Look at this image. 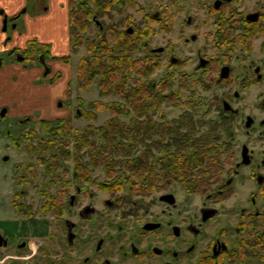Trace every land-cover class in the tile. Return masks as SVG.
<instances>
[{"label":"flooded vegetation","instance_id":"1","mask_svg":"<svg viewBox=\"0 0 264 264\" xmlns=\"http://www.w3.org/2000/svg\"><path fill=\"white\" fill-rule=\"evenodd\" d=\"M217 1L212 3L216 11L230 0H220L215 7ZM29 7L30 2L25 0L11 15L0 7L2 30H6L7 22L11 21L17 29L15 34L21 37L26 30L24 17ZM251 13H257L256 20L247 18ZM263 18L264 12L256 10L247 13L245 21H240L251 41L255 35L264 34ZM191 24L188 15L184 26ZM215 26L223 31L221 20H217ZM16 35L0 42V50H5L10 58V62H5L0 56V68L14 64L24 69L30 67L31 62L24 52L30 39L13 41ZM180 35H184V31ZM223 36L217 32L214 39L221 40ZM197 38L194 32L182 37L185 45ZM175 50L176 42L172 40L170 63L173 67L184 66L186 62ZM201 52V48L196 50L195 72L212 71L219 66L215 84L228 81L233 68L224 62L215 64L217 60ZM37 60L47 77L51 73L48 61L42 55ZM224 66L229 68L227 76H221ZM237 82L243 88L261 86L263 90L255 110L242 117L240 129L234 123L240 111L226 99L221 101L223 109L224 101L229 103V109H224L223 114L230 115L233 121V169L216 193H208L197 207H192L189 196L181 199L168 187L147 194L133 188L126 192L112 189L109 181L92 179L94 166L73 165L72 170L59 165L48 170L44 166L50 179L58 177L57 181H49V187L55 190L42 191L38 215L30 204L17 201L14 191V223L20 221V228L15 227L10 234L0 229L5 241L0 246V259L7 253L10 264H242L245 259L252 264L256 260L264 264V69L261 64L251 61L249 71ZM233 94L239 96L237 90ZM6 111V106L0 107V117H4ZM241 130L244 139L236 147V134ZM58 168L60 171L55 173ZM175 183L182 186L178 181ZM239 187L247 191L239 193ZM24 192L21 189L20 193ZM233 219H236L235 225L231 224ZM230 232L236 236L235 243L229 239ZM243 235L247 240L242 239ZM9 236L17 238L12 246H9Z\"/></svg>","mask_w":264,"mask_h":264},{"label":"rangeland","instance_id":"2","mask_svg":"<svg viewBox=\"0 0 264 264\" xmlns=\"http://www.w3.org/2000/svg\"><path fill=\"white\" fill-rule=\"evenodd\" d=\"M213 1L121 0V5L109 3L107 9H102L88 0V4H90L93 10L95 22L93 19L90 20L87 31L83 35L90 39L98 37V24L100 23L106 28L127 26L128 29L131 28V30L137 31L141 46L133 53V58L148 57L155 64L152 73L148 77L142 78V80L147 85H152L153 91H163V93L173 96L172 101L163 103L160 109L151 108L149 110V114L153 120L157 122L161 120L169 121L173 126L174 120H178L183 113L189 112L193 117L194 123L200 124V129L197 130L204 132L210 122L219 121L223 115L224 109L221 101L222 99H226L233 108L236 107L240 111V114L235 117L234 121L235 125L240 129L243 121L242 117L247 113L251 114L255 110V104L259 100L263 89L261 86L249 89L240 87L237 79H240L249 71V63L251 61L254 64H261V69H264V34L255 35L251 41L250 37L246 35V29H244L240 21H245L247 13L256 10L264 12V0H230L224 2L218 11L212 8ZM28 2H30L28 16L34 18L36 16L43 17L45 10L42 7H46L45 9L49 12V9L54 5L55 12L52 14L51 19L55 20L56 18L57 20H61L62 13L60 8L65 5V0H58V3L56 0H26V3ZM5 12L11 15L10 12ZM188 15L191 16L192 24L191 26H184ZM216 15H221L222 18L218 19L219 17ZM217 20L222 21L223 31L217 29V26H215ZM263 22L264 18L261 23L264 24ZM13 24L11 21H8L6 30L4 31L2 30V25L0 26V34L4 35L3 38L15 35L17 29H14ZM43 31H47V29H41V32ZM181 31H184V35H180ZM191 32L197 34L198 38L195 42L185 45L182 37ZM217 32L224 35L221 40L214 39V37H217ZM29 34H31L30 28L24 32L25 38ZM172 40L176 42L175 54L183 62H186L184 66L173 67L170 63L169 48L172 45ZM198 48H201L203 56L217 60L215 64L224 62L233 68L228 81L222 84H215L219 66L216 67V70H198L195 72L197 62L196 50ZM68 55L70 56V60L68 63H65L68 64L70 71V74H68L66 70V76L71 75L68 82V90L65 92L63 98L56 100L54 105L51 101V105H48L47 101L41 98L45 97V93L40 91L36 95V91H33V89L31 91L32 103L26 108L19 101L18 103L16 101L13 102L14 104L0 103V107H7L5 116L0 117V229L5 234L14 233L15 227L16 230L20 228V221H15L16 223H14V219H16V212L12 205L14 191L17 195V201L23 202L26 205L30 204L33 212L38 215V208L43 200L42 191L52 193L55 190L54 187H49L51 179L46 175L44 167L49 164L50 153L42 152L41 148H39L41 140L48 141L53 138V135L49 131H46L41 120H54L57 118L69 120V131L62 130L55 136L59 146L55 151L59 155L58 165L67 166L72 170L73 165L78 161L74 155L76 148L74 141L76 136L75 131L79 130L80 135L83 136L86 126L93 125L98 127L103 125L111 116L109 110L105 108L99 110L92 107L91 103L94 100H100L104 103L112 101L127 103V100L122 99L117 94L100 96L98 77L93 80L88 89L79 90L76 81V66L79 58L86 55L85 47L73 50L70 44ZM0 56H3L5 62H10V58L5 53V50H0ZM47 60L51 59L48 57ZM34 64L37 63L33 62L30 66ZM13 80L16 81L17 77H13ZM198 80H201V82H198ZM234 90L239 92L238 97H234ZM20 91V94L24 95L26 101L30 88L27 86ZM39 99L42 100L39 101ZM24 103L27 104V102ZM17 104L21 106L15 108ZM86 111L93 112L95 116L88 118L85 115ZM132 115L133 113L130 112L128 116L120 115V118L129 120ZM243 139L244 131L241 130L236 134V147L240 145ZM88 140L91 143L95 140L98 145H102L105 142L101 136L92 132ZM221 142H223V139ZM145 144L151 145L152 143L150 141L136 143L132 147L131 152H129L128 157H138L145 149ZM79 150L77 152L82 156V163L88 162L91 158L90 152L92 150L89 146ZM65 151L68 152L69 157L64 156ZM153 153L155 155L154 161L162 155L160 150L158 151L154 147ZM116 158L120 157L117 156ZM156 164H158V161L155 162ZM156 167L158 168L157 165ZM60 169L58 168L54 172L56 173ZM115 171L119 172L109 177L105 169L95 167L91 172L92 179L96 182L110 181L119 175L123 177L122 179L129 177L131 182L137 179V177L135 178L132 175L133 172L131 170L116 167ZM21 176H23L22 179H20ZM226 177L227 175H225ZM173 184L168 186V190H171L175 196L181 199L189 196V202L192 204V207H197L204 200V196L207 195L193 193L188 195L179 183ZM21 189L25 191L23 194L20 193ZM93 189L94 187L91 190ZM123 190L125 192L128 191L125 187ZM237 190L242 194L247 191L242 187L237 188ZM235 223L236 219H233L231 224L235 225ZM244 235L242 239L247 240V236ZM228 236L230 241H232L231 243H235L233 241L236 238L234 233L231 234L230 232ZM16 240V237L9 236V246L14 245ZM0 260L3 264H10L7 253L2 254ZM257 262L256 260L254 263L258 264L259 262ZM242 264L252 263L248 259H245Z\"/></svg>","mask_w":264,"mask_h":264},{"label":"trees","instance_id":"3","mask_svg":"<svg viewBox=\"0 0 264 264\" xmlns=\"http://www.w3.org/2000/svg\"><path fill=\"white\" fill-rule=\"evenodd\" d=\"M89 1L102 9H107L109 3L122 4L121 0ZM67 5L71 48L76 50L85 47L86 50V55L79 58L76 66L78 89H88L93 80L98 77L100 96L117 94L127 100V103L117 101L104 103L100 100H94L91 103L92 107L99 110L104 108L109 110L111 116L103 125L86 126L83 136L80 135L79 130L75 131L74 155L78 160L75 165L101 167L106 170L109 177L119 172H114L116 167H121L131 170L132 175L137 177L131 182L129 177L122 179L123 177L119 175L109 181L112 189L133 188L138 193L147 194L154 189L168 187L178 181L188 194L216 193L224 184L225 175H229L233 169L231 116L223 114L219 121L210 122L204 132L197 130L200 129V124L194 123L189 112L183 113L178 120H174L173 126L169 121L153 120L149 110L160 109L163 103L171 102L173 96L163 91H153L152 85H147L142 80L152 73L155 64L148 57L133 58V53L141 46L137 31L128 29L127 26L106 28L100 23L98 37L90 39L83 35L87 31L90 20L94 21L95 18L88 0H68ZM50 49V44L32 38L28 40L24 52L31 63L37 62L40 55L46 62L48 57L51 60L69 62V55L53 56L50 54ZM60 76L61 74L57 72L49 80L53 82ZM130 112L133 115L129 120L120 118V115L128 116ZM85 115L88 118L95 116L90 111H86ZM41 123L46 131L53 135L52 139L41 140L39 143L42 152L50 153L49 164L46 167L51 170L59 162V155L55 151L59 146L55 136L62 130L69 131L70 123L65 118L42 119ZM91 132L101 136L105 141L104 144L98 145L95 140L92 143L89 142ZM222 139L223 142H221ZM146 141L152 144H145V149L138 157H128L136 143ZM87 146L92 150L91 158L88 162L82 163V156L77 150L80 151L79 149ZM153 147L162 153L155 161ZM64 156L69 157L68 152L65 151ZM117 156L120 158L115 159ZM156 161H158L156 164L158 168L155 165ZM22 178L23 176L20 177ZM51 180L57 181L58 177L54 176Z\"/></svg>","mask_w":264,"mask_h":264},{"label":"crops","instance_id":"4","mask_svg":"<svg viewBox=\"0 0 264 264\" xmlns=\"http://www.w3.org/2000/svg\"><path fill=\"white\" fill-rule=\"evenodd\" d=\"M25 0H0V6L4 7L7 12L11 14L15 13L21 5H23ZM58 3V0H56ZM54 3V2H53ZM60 4V3H59ZM68 0H65V5L60 8L61 11V20H52V14L55 12L54 5L49 9L42 7L44 11L43 17H32L25 15V27L26 30L30 28L31 34L27 35L25 38L24 33L20 36L16 35L13 41H21L25 39L37 38L40 42L48 43L51 45V54L53 56H62L68 55L70 42H69V31H68ZM47 11V12H46ZM41 29H47V31L41 32ZM3 34H0V41L3 39ZM0 45V49H1ZM51 67V73L45 77L43 74V68L34 64L27 68H22L19 64L10 67L0 68V103L9 104L18 101L22 103V106L26 108L32 103V94L31 91L35 90V94L38 92L45 93V97H41L47 101L48 105L56 102L63 98L65 92L68 90V82L70 76H66L67 73L70 74L68 64H65L61 60H49L47 62ZM59 72L61 74L60 78L51 82L49 79ZM13 77H17V80L14 81ZM43 78V79H42ZM38 82V83H37ZM24 86V87H23ZM30 88L29 95L25 97L23 94H20V90L23 88ZM2 93V97H1ZM23 93V92H22ZM37 95V94H36ZM42 99H39L42 100ZM27 102V104H23ZM11 105V104H10ZM9 105V106H10ZM52 105V106H53ZM21 105L17 104L15 108H19ZM0 264L3 262L0 260Z\"/></svg>","mask_w":264,"mask_h":264},{"label":"water","instance_id":"5","mask_svg":"<svg viewBox=\"0 0 264 264\" xmlns=\"http://www.w3.org/2000/svg\"><path fill=\"white\" fill-rule=\"evenodd\" d=\"M219 3H220V0L215 2V7H218ZM256 17H257V13H251L250 15L247 16V18L250 20H256ZM228 69H229L228 66H224L221 70V76H227L228 75ZM223 105H224V109H229V107H230V105L227 101H224ZM169 195H171V194H169ZM3 241H4V238L0 234V246L3 244Z\"/></svg>","mask_w":264,"mask_h":264}]
</instances>
